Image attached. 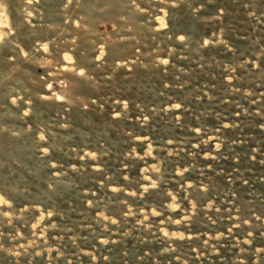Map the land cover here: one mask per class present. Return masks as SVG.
I'll use <instances>...</instances> for the list:
<instances>
[{"label": "rangeland", "instance_id": "374dc122", "mask_svg": "<svg viewBox=\"0 0 264 264\" xmlns=\"http://www.w3.org/2000/svg\"><path fill=\"white\" fill-rule=\"evenodd\" d=\"M0 264H264V0H0Z\"/></svg>", "mask_w": 264, "mask_h": 264}]
</instances>
